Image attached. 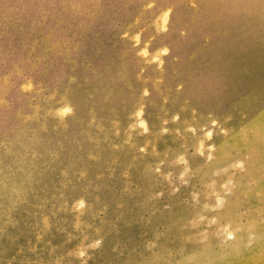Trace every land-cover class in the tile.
I'll return each instance as SVG.
<instances>
[{"label": "rangeland", "instance_id": "374dc122", "mask_svg": "<svg viewBox=\"0 0 264 264\" xmlns=\"http://www.w3.org/2000/svg\"><path fill=\"white\" fill-rule=\"evenodd\" d=\"M0 264H264V0H0Z\"/></svg>", "mask_w": 264, "mask_h": 264}]
</instances>
